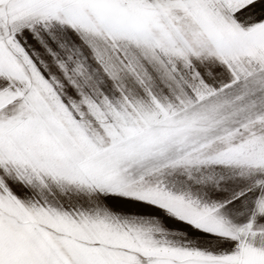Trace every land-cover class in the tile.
Segmentation results:
<instances>
[{"label": "snow or ice", "instance_id": "6c2138e0", "mask_svg": "<svg viewBox=\"0 0 264 264\" xmlns=\"http://www.w3.org/2000/svg\"><path fill=\"white\" fill-rule=\"evenodd\" d=\"M0 264H264V0H0Z\"/></svg>", "mask_w": 264, "mask_h": 264}]
</instances>
